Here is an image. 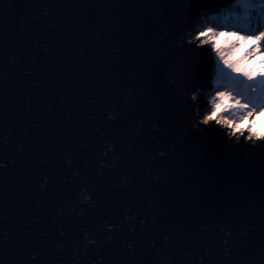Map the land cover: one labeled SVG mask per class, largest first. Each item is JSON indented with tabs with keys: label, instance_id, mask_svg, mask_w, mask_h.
<instances>
[{
	"label": "water",
	"instance_id": "95a60500",
	"mask_svg": "<svg viewBox=\"0 0 264 264\" xmlns=\"http://www.w3.org/2000/svg\"><path fill=\"white\" fill-rule=\"evenodd\" d=\"M226 6L0 0V264H264V141L187 43Z\"/></svg>",
	"mask_w": 264,
	"mask_h": 264
},
{
	"label": "snow or ice",
	"instance_id": "6c2138e0",
	"mask_svg": "<svg viewBox=\"0 0 264 264\" xmlns=\"http://www.w3.org/2000/svg\"><path fill=\"white\" fill-rule=\"evenodd\" d=\"M237 3L246 22L241 28L194 25L190 30L187 43L205 49L214 76L213 90L202 95L200 123L219 126L233 138L264 141V131L257 129L264 118V0H227L229 7Z\"/></svg>",
	"mask_w": 264,
	"mask_h": 264
},
{
	"label": "rangeland",
	"instance_id": "374dc122",
	"mask_svg": "<svg viewBox=\"0 0 264 264\" xmlns=\"http://www.w3.org/2000/svg\"><path fill=\"white\" fill-rule=\"evenodd\" d=\"M224 8L225 7H222L218 12L211 14L210 17L207 16L208 17L207 19L205 17L203 19V21H201L199 26L200 27L217 26L218 29L219 28H225V27L226 28L239 29L245 25L246 22L243 18V11L240 8V5L238 3L232 7H228L226 9H224ZM254 24H255V15L253 14V25ZM243 54H244L243 52L240 53L241 56ZM213 80H214V77H213ZM212 90H213V87L211 84V90L205 92L203 96L206 97L207 93L212 91ZM203 114H204V112H203ZM245 127H247V125H245ZM257 129L259 131H264V118H262L259 122H257ZM251 141H256V139L253 138V140H251Z\"/></svg>",
	"mask_w": 264,
	"mask_h": 264
},
{
	"label": "trees",
	"instance_id": "16d2710c",
	"mask_svg": "<svg viewBox=\"0 0 264 264\" xmlns=\"http://www.w3.org/2000/svg\"><path fill=\"white\" fill-rule=\"evenodd\" d=\"M229 6H226L224 9L228 8Z\"/></svg>",
	"mask_w": 264,
	"mask_h": 264
},
{
	"label": "bare ground",
	"instance_id": "6f19581e",
	"mask_svg": "<svg viewBox=\"0 0 264 264\" xmlns=\"http://www.w3.org/2000/svg\"><path fill=\"white\" fill-rule=\"evenodd\" d=\"M210 17V16H209Z\"/></svg>",
	"mask_w": 264,
	"mask_h": 264
}]
</instances>
